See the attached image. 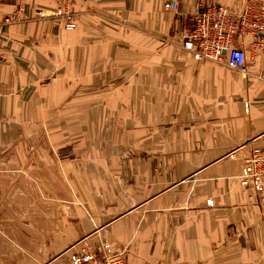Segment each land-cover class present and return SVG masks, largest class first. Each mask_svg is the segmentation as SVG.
<instances>
[{"label":"crops","instance_id":"1","mask_svg":"<svg viewBox=\"0 0 264 264\" xmlns=\"http://www.w3.org/2000/svg\"><path fill=\"white\" fill-rule=\"evenodd\" d=\"M168 1L0 0V264H70L96 232L124 264H264V201L225 157L264 148V52L246 39L247 76L195 60L200 10L240 0Z\"/></svg>","mask_w":264,"mask_h":264},{"label":"built area","instance_id":"2","mask_svg":"<svg viewBox=\"0 0 264 264\" xmlns=\"http://www.w3.org/2000/svg\"><path fill=\"white\" fill-rule=\"evenodd\" d=\"M177 7L173 0L165 5L169 10H176ZM42 15L47 14L42 12ZM74 27V23L69 24V29ZM189 36L199 43V46L192 40L187 43V48L193 50L197 58L206 57L215 61L225 58L230 69L245 72L247 51L240 45L242 39L253 36L259 51L264 52V0H240L235 10L210 4L198 13L195 28ZM235 36H241L238 46L235 45ZM229 158L241 160L240 185L247 191L259 194L264 201V148H253L248 155L243 156L236 151L229 154ZM122 255L112 245L105 243L96 251L82 248L74 252L70 264H124Z\"/></svg>","mask_w":264,"mask_h":264},{"label":"rangeland","instance_id":"3","mask_svg":"<svg viewBox=\"0 0 264 264\" xmlns=\"http://www.w3.org/2000/svg\"><path fill=\"white\" fill-rule=\"evenodd\" d=\"M15 2H17V0H14ZM67 1H69V0H67ZM23 2H24V0H21V1H19V2H17L18 4H20V6H22V4H23ZM208 5H206L205 7H207ZM204 7V8H205ZM41 14H42V12H40ZM18 14L16 13V14H14V15H12L10 18H8L7 20H6V22H8V23H13L14 21H16L17 20V18H18V16H17ZM56 15L57 16H60V17H62V16H64V15H67V18H68V20H69V22H68V24H66V29L67 30H74L75 28H76V25H75V27L74 28H71V29H69V24L70 23H73L72 21H71V19H72V16H71V14H69V13H64L61 9L60 10H58L57 11V13H56ZM190 35V34H189ZM241 37V36H240ZM239 36H235L234 37V40H235V45L236 46H238L239 44H240V40H241V38H240ZM247 38H249L250 40L248 41L249 42V52H254V53H256V51L255 50H257L258 52H259V49H258V45H257V43L255 42V40L253 39V36H248V37H246V38H243L242 39V44L241 45H244V44H246L247 42H246V39ZM193 41V43L195 44V45H197V46H199V43L198 42H195L193 39H192V36H186L185 37V39H184V48H186L187 50H189V51H191V52H193V55H194V59L195 60H197V61H207V62H214V63H224L225 62V58H224V60L222 61H215V60H211V59H208V58H206V57H201V58H197V54L193 51V50H190V49H188L187 48V43H189L190 41ZM203 42L201 41V44H202ZM206 45H204V47H205ZM196 51H198V48H197V50ZM247 57H248V55H247ZM229 68V67H228ZM230 69V68H229ZM230 70H232V69H230ZM232 71H235V72H237V73H239V74H241V75H243V76H247L248 75V64H247V70L245 71V72H243V71H237V70H232ZM246 109L247 110H249V104H247L246 105ZM244 150V148H243V146H239V147H237V148H235V149H233L230 153H228L225 157H228L229 158V154H232L233 152H240V151H243ZM240 156H243L242 155V152H241V154H240ZM230 159V158H229ZM237 160H239V159H237ZM240 163H241V160H240ZM11 170H7L6 172L7 173H9ZM1 169H0V174H1ZM239 175H240V173L237 175V176H235V179H236V181L237 182H239L240 181V178H239ZM217 176H218V178H221V173H217ZM240 183V182H239ZM252 193H254V192H252ZM251 193V194H252ZM255 194V193H254ZM39 202H37V203H35V205H34V207H37V209H36V211H35V213H33V215L34 214H37V215H34L35 216V218L34 219H38V224H40L43 220H46L47 219V216H48V214H46L45 212V208H46V205H45V201H42V200H38ZM208 204L211 206V207H213L214 206V204H213V202H208ZM179 208H181V209H186V208H188V203L186 202V203H182V204H180L179 206H178ZM57 210H58V206H57V203H56V213H57ZM61 221H62V216L60 215V216H57V214H56V216L54 217V223H56L55 225H57V224H60L61 223ZM26 222H30V219L29 218H27L26 219ZM33 223H36V222H33ZM82 235H84V234H82ZM102 238V241L100 242V246H99V248L101 247V245L102 244H105V243H107V244H110L109 243V241L106 239V236L104 235V234H98L97 232L96 233H93V234H87V236H82L79 240H77L76 242L74 241L72 244H71V247L69 248V250L68 251H70V252H76V251H80L82 248H86V249H88V250H92V251H94V249L92 248V244L90 243L92 240H94L95 238ZM111 245V244H110Z\"/></svg>","mask_w":264,"mask_h":264}]
</instances>
